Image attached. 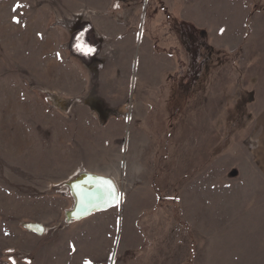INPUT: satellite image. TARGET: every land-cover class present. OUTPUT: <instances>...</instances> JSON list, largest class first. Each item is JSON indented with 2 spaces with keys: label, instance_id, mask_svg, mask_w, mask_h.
Wrapping results in <instances>:
<instances>
[{
  "label": "rangeland",
  "instance_id": "374dc122",
  "mask_svg": "<svg viewBox=\"0 0 264 264\" xmlns=\"http://www.w3.org/2000/svg\"><path fill=\"white\" fill-rule=\"evenodd\" d=\"M86 261L264 264V0H0V264Z\"/></svg>",
  "mask_w": 264,
  "mask_h": 264
},
{
  "label": "water",
  "instance_id": "95a60500",
  "mask_svg": "<svg viewBox=\"0 0 264 264\" xmlns=\"http://www.w3.org/2000/svg\"><path fill=\"white\" fill-rule=\"evenodd\" d=\"M73 199L72 208L65 212V223L84 220L91 215L105 212L120 202L117 184L109 177L90 172H80L65 183ZM24 229L43 235L45 228L39 223H24Z\"/></svg>",
  "mask_w": 264,
  "mask_h": 264
},
{
  "label": "crops",
  "instance_id": "0c3cea01",
  "mask_svg": "<svg viewBox=\"0 0 264 264\" xmlns=\"http://www.w3.org/2000/svg\"><path fill=\"white\" fill-rule=\"evenodd\" d=\"M108 25H110V27H107L109 30L106 32V35L111 36L110 38L114 39L117 43H118V40L121 41L120 39H123L122 37L125 35L124 33H125V30H126V27H128V26L125 25L123 27H121V26L115 27L114 25L109 24V23H108ZM119 28H120V30H119ZM121 34H123V35H121ZM150 42L153 43V41H150ZM142 43L144 45V48L148 47V45H149L148 42L145 41V40H143ZM120 45H122V44L120 43ZM163 68H165V66H163L162 69L159 71L161 74H164V72L166 70V69H163ZM150 75L151 74L149 73V76Z\"/></svg>",
  "mask_w": 264,
  "mask_h": 264
},
{
  "label": "snow or ice",
  "instance_id": "6c2138e0",
  "mask_svg": "<svg viewBox=\"0 0 264 264\" xmlns=\"http://www.w3.org/2000/svg\"><path fill=\"white\" fill-rule=\"evenodd\" d=\"M17 7H21V5H17ZM116 7H118V5H116ZM15 22L16 23H19L20 21L17 19V20H15ZM77 48L81 51V52H83L84 54H90V53H92L93 51H94V49H92V48H90V47H86V46H84L82 43H78L77 44ZM57 56H59V54H57ZM85 264H90V262H85Z\"/></svg>",
  "mask_w": 264,
  "mask_h": 264
}]
</instances>
